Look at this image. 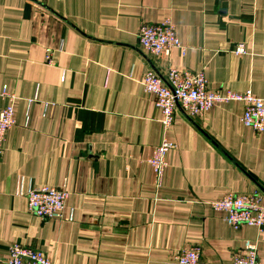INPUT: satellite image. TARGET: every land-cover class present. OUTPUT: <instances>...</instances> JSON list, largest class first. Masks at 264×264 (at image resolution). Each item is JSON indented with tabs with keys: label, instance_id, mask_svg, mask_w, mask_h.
<instances>
[{
	"label": "crops",
	"instance_id": "crops-1",
	"mask_svg": "<svg viewBox=\"0 0 264 264\" xmlns=\"http://www.w3.org/2000/svg\"><path fill=\"white\" fill-rule=\"evenodd\" d=\"M170 19L180 44L154 57L142 24ZM243 43L246 54L232 53ZM51 51L52 64L45 61ZM264 0H0V109L14 125L0 151V264L18 243L54 264H231L247 240L264 264V226L231 229L210 203L264 199V133L241 122L243 104L201 117L177 111L163 130L148 71L203 72L213 90L264 96ZM165 137L160 187L147 160ZM66 190L62 220L27 211L32 188Z\"/></svg>",
	"mask_w": 264,
	"mask_h": 264
},
{
	"label": "built area",
	"instance_id": "built-area-1",
	"mask_svg": "<svg viewBox=\"0 0 264 264\" xmlns=\"http://www.w3.org/2000/svg\"><path fill=\"white\" fill-rule=\"evenodd\" d=\"M138 44L140 48L154 57H168L172 49L185 48L180 44L176 26L170 19L157 24H142L138 31ZM237 56L245 55L246 48L243 43H237L232 49ZM264 57V53L262 55ZM47 64H52L51 51L45 55ZM143 90L151 94L155 106L161 115V126L167 130L173 123L177 111L188 117H201L213 105L240 102L243 106L241 122L260 135L264 133V96L255 97L250 91L243 94L233 91L220 92L208 87L203 72H190L169 68L164 76L154 71H148L142 77ZM10 100V104L0 109V151L7 131L14 125L13 95L2 93ZM174 147L173 143L163 137L153 149L151 157L147 160L154 177L155 185L160 187L163 172L167 167L166 156ZM68 192L63 189L41 187L29 189L26 194L27 211L30 215L44 220H62L65 211V202ZM211 208L222 213L224 222L231 229L252 227L261 231L264 226V199L258 193L234 194L229 193L210 203ZM200 247H181L174 254L177 264H200ZM5 264H54L47 255L38 249L28 248L13 243L8 248ZM231 264H263L257 254V242L247 240L239 253L234 255Z\"/></svg>",
	"mask_w": 264,
	"mask_h": 264
}]
</instances>
